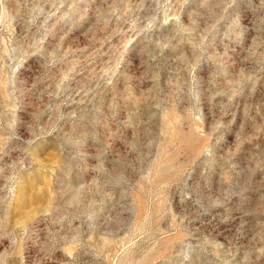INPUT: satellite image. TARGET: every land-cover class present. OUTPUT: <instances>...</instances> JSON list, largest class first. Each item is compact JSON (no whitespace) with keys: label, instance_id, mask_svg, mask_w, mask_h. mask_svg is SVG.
I'll return each mask as SVG.
<instances>
[{"label":"rangeland","instance_id":"obj_1","mask_svg":"<svg viewBox=\"0 0 264 264\" xmlns=\"http://www.w3.org/2000/svg\"><path fill=\"white\" fill-rule=\"evenodd\" d=\"M0 264H264V0H0Z\"/></svg>","mask_w":264,"mask_h":264}]
</instances>
